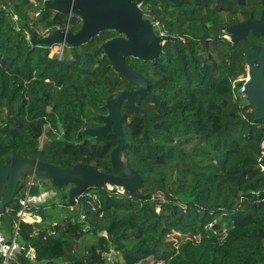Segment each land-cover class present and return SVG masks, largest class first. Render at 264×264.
I'll list each match as a JSON object with an SVG mask.
<instances>
[{
    "label": "trees",
    "instance_id": "16d2710c",
    "mask_svg": "<svg viewBox=\"0 0 264 264\" xmlns=\"http://www.w3.org/2000/svg\"><path fill=\"white\" fill-rule=\"evenodd\" d=\"M43 2L0 0V162L35 158L111 172L114 132L100 142L78 134L101 124L97 115L108 113L109 95L136 88L102 48L118 34L104 30L82 46L65 45L62 56L59 45H32L30 30L41 38L68 24L67 14ZM184 9L201 40L182 38ZM218 9L213 0L142 2V12L171 27L177 39L153 60L127 57L150 84L145 113L127 101L121 106L123 160L142 176L138 194L93 186L71 205L67 192L64 204L73 209L60 220L41 206L42 221L22 223L18 233L35 249V260L23 251L11 264H108L112 252L120 264H264V119L234 96L231 81L248 74L246 51L264 38L250 34L236 44L211 38L216 20L220 26ZM257 11L256 0H234L229 21ZM81 24L72 15L69 29ZM9 207L16 219L19 200Z\"/></svg>",
    "mask_w": 264,
    "mask_h": 264
},
{
    "label": "water",
    "instance_id": "95a60500",
    "mask_svg": "<svg viewBox=\"0 0 264 264\" xmlns=\"http://www.w3.org/2000/svg\"><path fill=\"white\" fill-rule=\"evenodd\" d=\"M144 0H44L45 8L53 9L67 15L73 14L82 21L81 27L74 32L70 29L57 28L50 34L38 38L29 31L32 45L47 46L70 45L79 47L104 30L115 31L118 36L103 43L102 48L110 59L115 70L123 75L137 89L123 90L108 96L105 107L108 113L97 115L102 123L99 126L88 124L78 134L79 140L92 137L100 142L108 133L114 132L118 143L111 152L112 169L117 174L101 171L96 165L76 163L72 167H63L54 163L35 158L12 157L0 162V217L9 231L13 229V218L7 208L19 200L26 192L20 190L19 182L22 176L27 180L37 177L47 180L51 185L62 190H68L69 202L74 205L78 196L93 186L113 184L130 194H138L142 185V176L123 160L125 147L121 120V106L124 101L135 112L145 113L142 100L146 98L150 84L149 80L134 69L127 61L128 56L140 60H153L162 52L164 41L174 37L162 34L155 27L154 18L141 10ZM264 7V0H262ZM230 41L234 44L252 35L264 36V8L262 15L256 19L251 15L242 22L227 27ZM248 80L244 84V98L255 107L254 118L264 119V43L253 44L251 51H246ZM62 129L61 126H59ZM20 252H23L20 249Z\"/></svg>",
    "mask_w": 264,
    "mask_h": 264
},
{
    "label": "built area",
    "instance_id": "2783aa9c",
    "mask_svg": "<svg viewBox=\"0 0 264 264\" xmlns=\"http://www.w3.org/2000/svg\"><path fill=\"white\" fill-rule=\"evenodd\" d=\"M39 14V13H38ZM73 14L68 15V24L67 29H69L70 19ZM155 26L159 25L158 21L154 22ZM65 46V45H64ZM64 46H61V54L63 55L64 52ZM249 76L246 74L245 76H238L235 79H232V89L234 96L237 98L238 96L244 97L243 90H244V84L248 80ZM45 135V134H44ZM264 148V143H263ZM264 154V151H263ZM262 170H264V166H262ZM38 188V182L35 181L34 178H31V181L29 183V187L26 191V193L19 199V207L16 212V219H13V229L11 232V237L6 239L4 236L0 234V259L3 260V264H11V261L16 258V255L18 252H20V249L27 252L28 257L31 260H35L36 258V252L33 247H26L18 237L20 225L22 223H28L33 224L36 222H41L42 219L38 213H36V210L39 209L41 206H45L46 201V195L44 194H34L33 190L34 188ZM108 189L114 190L116 189L118 192L124 193L125 191L118 186H115L113 184H107ZM97 194L89 193V198L97 199ZM7 211L9 213L10 207L8 206ZM80 220L85 221L86 220V214L82 212L80 214Z\"/></svg>",
    "mask_w": 264,
    "mask_h": 264
},
{
    "label": "flooded vegetation",
    "instance_id": "af4514ba",
    "mask_svg": "<svg viewBox=\"0 0 264 264\" xmlns=\"http://www.w3.org/2000/svg\"><path fill=\"white\" fill-rule=\"evenodd\" d=\"M233 1L234 0H213V2H214L215 5H219V8L220 9H218V10L221 11L220 12V14H221V20H220V26H218V23H217V20H216L214 22L213 26H212L211 33L210 32L209 33L207 32L211 38H221V39H227V40L230 41V34L227 32V27L230 26V25H232V24H235V23H231L229 21V15L232 13V3H233ZM256 1L259 4L260 11L251 12V14L247 18L243 19L242 21H245L251 15H254V17L256 19H259L261 17L262 12H263V8H264L263 7V3H262V0H256ZM184 11L185 12H182V17H181V19L179 21L180 27H181V30H182V33H181L182 34V38L185 40L186 37H190L193 40L194 39L201 40V38H202V36L204 34L201 31H192L191 30V26H192L193 22L195 21V19L193 20V17L191 16V14H189L190 13L189 10H185L184 9ZM150 16H152L154 18V22L155 21H158L159 22V25H157L155 27L158 28L162 34H165V35L174 37V39L173 38L166 39L164 41V45L169 40H176L177 39V36L175 34H172L171 27H168L166 29V27H164L159 20H156L153 15H150ZM173 16L174 15H173L172 9L169 7V10L167 12V20H166V24L167 25H169V26L171 25L172 20H173ZM215 18L217 19L218 17L216 16ZM197 21H199V18H198ZM242 21H239V22H242ZM236 23H238V22H236ZM224 32H226L225 34H227L229 37L226 36V35H224L223 34ZM250 34L251 33H249L246 38H248ZM263 38H264V36H263ZM262 43H264V40L262 42H259V43L252 42L251 44L253 45V44H262ZM133 89H137V86H136V88H133ZM133 89H130V90H133ZM101 124H91V125L99 126ZM108 173L109 174H117L116 171H114V170L111 171V172H108ZM33 178L34 179H38L37 177H33ZM30 181H31V178L28 181L27 180V176H25V175L22 176L20 178V182H19L20 190H24L26 192L27 189H28V187H29ZM66 187H70V186H66Z\"/></svg>",
    "mask_w": 264,
    "mask_h": 264
},
{
    "label": "rangeland",
    "instance_id": "374dc122",
    "mask_svg": "<svg viewBox=\"0 0 264 264\" xmlns=\"http://www.w3.org/2000/svg\"><path fill=\"white\" fill-rule=\"evenodd\" d=\"M226 32H224L223 34L228 36L227 34H225ZM229 37V36H228ZM227 37V38H228ZM59 45V44H58ZM60 46V50H61V46ZM65 49V46H64ZM59 54H61V51L59 52ZM246 69L248 70V66L246 65ZM246 74H241L239 76H245ZM46 138L45 135H43L41 137V142H44V139ZM35 181L38 182V190L37 192L40 194H44L46 195V212L48 214H53L54 218H56L57 220L63 219L65 215L70 214L71 210L69 207H67V205L64 204L65 199H64V194L68 192L69 187H64V189L62 190H58L56 188H54L51 183L47 180H41V179H35ZM50 192H53L54 194L50 195ZM89 197V194H88ZM73 212V211H72ZM0 234L4 237H11V232L4 226L3 223H0ZM114 252L111 253L110 257H109V261L108 264H120L119 261L121 260H117L118 257H116L115 255L113 256Z\"/></svg>",
    "mask_w": 264,
    "mask_h": 264
},
{
    "label": "crops",
    "instance_id": "0c3cea01",
    "mask_svg": "<svg viewBox=\"0 0 264 264\" xmlns=\"http://www.w3.org/2000/svg\"><path fill=\"white\" fill-rule=\"evenodd\" d=\"M54 194L53 192H50V195ZM46 206V205H45ZM0 223H3L2 221H0ZM4 224V223H3ZM5 226V224H4ZM6 227V226H5ZM6 239H8L9 237H5Z\"/></svg>",
    "mask_w": 264,
    "mask_h": 264
}]
</instances>
